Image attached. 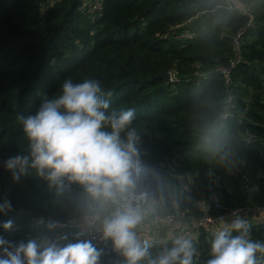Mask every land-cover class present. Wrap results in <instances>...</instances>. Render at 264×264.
<instances>
[{"label": "trees", "instance_id": "obj_1", "mask_svg": "<svg viewBox=\"0 0 264 264\" xmlns=\"http://www.w3.org/2000/svg\"><path fill=\"white\" fill-rule=\"evenodd\" d=\"M51 1L0 0V203H11L10 211L0 213V231H7L9 220L21 226L20 234L0 237L25 242L30 217L72 216L67 201L59 203L34 173L13 182L5 166L10 157L27 154L17 117L35 114L66 77L96 79L110 108H134L145 168L181 191L170 166L189 174L191 197L212 205L213 216L264 205V0H242L253 7L255 25L241 38L243 61L232 73L230 108L217 69L235 56L233 39L247 25L239 9L213 11L222 0H102L99 11L85 6L86 0ZM185 32L194 38H180ZM166 73H176L179 81L160 78ZM201 107L230 129L238 148L235 165L209 164L197 148L193 122ZM227 109L232 115L224 120ZM77 191L73 186L70 197ZM179 211L202 215L185 194ZM250 234L264 242V219L251 224ZM212 237L194 241L197 264L212 258ZM99 250L100 263L123 264L112 245Z\"/></svg>", "mask_w": 264, "mask_h": 264}, {"label": "clouds", "instance_id": "obj_2", "mask_svg": "<svg viewBox=\"0 0 264 264\" xmlns=\"http://www.w3.org/2000/svg\"><path fill=\"white\" fill-rule=\"evenodd\" d=\"M244 8L242 0H222L213 11L227 14ZM17 119L27 154L5 162L13 182L34 173L59 203L67 201L80 232L74 242L66 243L48 235L26 243L0 237V264H100L102 251L92 242L96 236L82 238L92 233L102 242L110 241L123 264H197L190 234L178 232L155 253L143 238L146 232L160 236L173 229L184 193L145 168L134 108H110L96 79L74 82L66 77L59 92L45 98L35 114ZM193 130L209 164L235 165L238 148L226 124L201 107L194 114ZM73 186L78 191L70 197ZM10 210L9 201L0 203V213ZM12 223L7 221L5 230ZM57 227L58 222L47 224L49 233ZM250 228L238 214L230 223L221 220L210 240L212 258L207 264H264V242L253 240Z\"/></svg>", "mask_w": 264, "mask_h": 264}, {"label": "built area", "instance_id": "obj_3", "mask_svg": "<svg viewBox=\"0 0 264 264\" xmlns=\"http://www.w3.org/2000/svg\"><path fill=\"white\" fill-rule=\"evenodd\" d=\"M52 3L51 0H48L47 4ZM244 4V3H243ZM89 5L90 8L94 11H99L102 7V0H86L85 6ZM245 8L239 10L242 15L247 19V25L243 29L239 30L237 35L233 39V45L236 49V54L233 58L230 59L227 65L219 66L218 72L225 77V85L228 89V97L226 100L227 106L230 108L232 106L233 96H232V73L233 71L242 63L243 57L240 53L241 50V38L246 31V28L254 27V9L252 6L244 4ZM46 6H42V9L45 10ZM180 38L183 39H193L194 34L185 32L181 34ZM170 81L178 82L179 79L176 76V73H170ZM232 113L227 109L222 118L224 120L230 118ZM250 140V139H247ZM170 174L178 181L180 188L185 194L187 200L193 201L195 207L202 212L201 216H193L189 211H179L178 213V223L173 227L171 231L166 230L162 232L160 236H155L151 232H146L143 234V238L148 239L152 244H161L170 242V240L179 232L184 234H190L194 241L202 234L213 235L215 230L220 226L221 220L230 223L233 219L234 214H238L241 218L246 219L250 224H257L258 220L264 219V205L255 206L248 205L245 207L236 208L230 212H227L221 216L215 217L211 214L212 205L207 203L204 200H195L191 197L192 186L194 185V179L186 173H176L173 169L174 166H170ZM175 172V173H174ZM212 202L218 207V198L216 195L212 197ZM49 222H58V227L54 232L49 233L47 230V224ZM29 228L30 230L25 234V243L29 239L38 238L42 235H48L51 238L63 242H74L77 238L80 229L76 226L73 216H70L66 219L60 218L56 215H48L47 217H36L32 216L29 219ZM21 233V226L13 224L11 229L7 231H0V235L15 236ZM95 235L96 239H93V244L98 248H104L111 245V242H102L99 239L98 234L92 233L88 234L82 238L92 239V236ZM112 262V260H110ZM114 262V261H113ZM105 264V263H100Z\"/></svg>", "mask_w": 264, "mask_h": 264}, {"label": "water", "instance_id": "obj_4", "mask_svg": "<svg viewBox=\"0 0 264 264\" xmlns=\"http://www.w3.org/2000/svg\"><path fill=\"white\" fill-rule=\"evenodd\" d=\"M160 78L165 79L166 82L170 81V73H166L160 76Z\"/></svg>", "mask_w": 264, "mask_h": 264}, {"label": "crops", "instance_id": "obj_5", "mask_svg": "<svg viewBox=\"0 0 264 264\" xmlns=\"http://www.w3.org/2000/svg\"><path fill=\"white\" fill-rule=\"evenodd\" d=\"M262 220H263V219L260 218V219L258 220V222H259V221H262Z\"/></svg>", "mask_w": 264, "mask_h": 264}]
</instances>
